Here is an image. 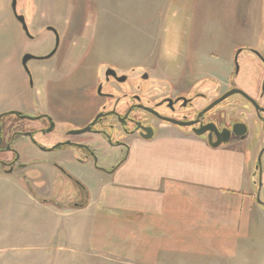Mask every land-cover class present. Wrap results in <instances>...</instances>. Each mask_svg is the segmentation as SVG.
<instances>
[{
  "label": "rangeland",
  "instance_id": "rangeland-1",
  "mask_svg": "<svg viewBox=\"0 0 264 264\" xmlns=\"http://www.w3.org/2000/svg\"><path fill=\"white\" fill-rule=\"evenodd\" d=\"M16 11L25 17L31 34L37 35L27 37L12 14L11 0H0V113H7L3 120L20 124L26 119L11 111L29 116L44 109L54 116L74 118L89 114L90 93L83 91L96 84L100 65L123 72L141 67L149 77L160 82L171 78L180 87L206 77L225 87L237 47L253 46L264 55V0H17ZM47 26L57 29L59 46L49 59L28 61L30 85L20 59L24 53L39 55L53 48L54 35ZM150 43L153 52L144 55ZM247 52L239 54L236 82L255 96L264 67L253 56L243 61ZM42 87L50 92L48 101ZM230 103L238 104L232 115L239 108L243 117L253 112L235 95L216 108ZM253 126L255 136L241 144L247 158L257 160L260 155L264 173V151L257 142L262 128L255 120ZM16 138L21 160L32 157L37 164L33 172L19 174L0 168V264H264V232L260 241L248 243L245 256L232 260L174 254L158 263H142L116 256L111 247L115 227H98L88 208L76 210L72 202L61 208L63 203L57 202L85 197L71 179L93 192L113 180L111 173L64 154L35 151L26 137ZM256 178L250 187L264 202V180L258 187Z\"/></svg>",
  "mask_w": 264,
  "mask_h": 264
},
{
  "label": "crops",
  "instance_id": "crops-1",
  "mask_svg": "<svg viewBox=\"0 0 264 264\" xmlns=\"http://www.w3.org/2000/svg\"><path fill=\"white\" fill-rule=\"evenodd\" d=\"M243 149L241 141L213 148L172 130L138 139L108 173L113 180L87 188L88 202L76 210L94 212L98 227H115L114 254L131 262L174 254L236 259L264 232V209L250 187L254 158Z\"/></svg>",
  "mask_w": 264,
  "mask_h": 264
},
{
  "label": "flooded vegetation",
  "instance_id": "flooded-vegetation-1",
  "mask_svg": "<svg viewBox=\"0 0 264 264\" xmlns=\"http://www.w3.org/2000/svg\"><path fill=\"white\" fill-rule=\"evenodd\" d=\"M244 47L249 50L246 56L243 57V61L253 56L264 67V55L257 52L258 49L253 46L240 45L232 53L231 71L228 74L225 87H222L212 77H206L190 85L183 84L181 87L170 80H165L164 84L160 85L155 80L143 79L142 74L133 77L127 76L123 82H118L111 74L107 76L106 69H104L100 75L96 74L97 82L92 88H84L83 94L90 93L86 102L88 103L89 114L86 116L83 113L79 114L83 115L84 118L83 116L79 118L65 117L64 115L68 114L61 113L54 116L44 109L38 110L29 116L23 115L21 112L16 114L17 111H11V114L26 119V122L20 124L13 120H3L7 113L1 112L0 168L8 174L23 173V170L33 172L36 168L37 163L35 160L37 159L29 157L33 160L29 163L27 161L29 158H25V161L21 160L15 147L19 141L16 137H26L28 139L26 144L31 142L30 145L35 151L58 153L62 156L64 154L78 163H92L94 156L98 157V151L100 153L107 151L110 155L120 153H126L127 155L131 145L137 142L138 139L152 140L160 133L171 130L178 131L183 135L192 134L196 136L195 132L208 129L202 136L206 139L211 135V138L215 140L217 131L231 129L235 123H245L247 132L242 138L245 140L255 136L254 120L258 121L262 128L258 132L257 138V142L261 143L262 153L264 151V87H262L264 75L257 95L252 96L246 92L257 103V107L240 93L230 95L221 101H227L234 95L239 96L253 109L248 117L241 116L243 113L241 108L237 109L236 115L234 113L232 115L231 110L238 107L236 106L238 104L232 105V103L227 104L228 106L225 105L226 107L216 108L218 103L203 112L206 107L231 88L241 89L236 82L241 63L239 56L235 60V53L238 49ZM236 63L238 64L237 72H235ZM107 66L113 68L117 76L123 73L115 66L108 64ZM85 90H88L87 93ZM42 91L48 101L50 92L47 87H42ZM59 105L61 104L59 103ZM226 109H229V111L227 112ZM58 110L63 113L60 106ZM80 119H82L81 122ZM95 119V123L92 124ZM75 120L79 121L76 122ZM87 126H89V132L84 134L75 135L71 132ZM148 134H152V136L148 139L143 138L144 135ZM67 141L72 144H65ZM56 145L59 146L55 147ZM53 163L57 165L55 162ZM254 163H257L255 158ZM261 177V180H264L263 170ZM68 178L71 179L69 176ZM71 180L79 186L75 179ZM82 192L84 193V191ZM57 202L68 205L76 201L59 199Z\"/></svg>",
  "mask_w": 264,
  "mask_h": 264
},
{
  "label": "water",
  "instance_id": "water-1",
  "mask_svg": "<svg viewBox=\"0 0 264 264\" xmlns=\"http://www.w3.org/2000/svg\"><path fill=\"white\" fill-rule=\"evenodd\" d=\"M16 3H17V0H11V11H12V14L14 15L15 19L17 20V22L20 24V26H21L23 32L25 33V35L27 37L33 39L37 35L31 34V32L29 31L28 25H27V23L25 21V17L23 15H19L17 13V11H16ZM46 30L53 32V35H54V46H53V48L49 52H45L44 54H39V55H33V54H30V53H24L22 55L21 59H20L21 66L23 67V69L25 70V72L28 75V79H29L30 85H32L33 79H32V75H31V72H30L29 67H28V61H30V60H45V59H49V58L53 57L56 54V51H57L58 46H59V35H58L57 29L55 27H52V26H47L46 27ZM176 48L178 49V47H176ZM243 50L248 51L249 49H247V48L238 49L236 51V53H235V60H237V57L239 56V54ZM257 52H260V51L257 50ZM104 69H106V75L107 76L111 74L113 77H115L117 79L118 82H123L126 79L127 76H131L132 77V75L134 73H136V75L142 74L141 77L143 79L155 80L160 85L164 84V82H165V81L160 82L159 80L155 79L154 77H149L148 72L145 71L141 67H134V68L130 69L128 72H123V73L120 72V71H118L119 73H122V74L120 76H117V74L113 70V68H111V67H109L107 65H101L99 67V70H98V75H100V73ZM237 71H238V64L236 63V70H235V72H237ZM142 78H141V80H142ZM167 80H170V81L174 82L173 79H171V78L166 79V81ZM204 82H205V80H204ZM262 87H264V83H263ZM236 93H240L245 98L249 99L251 101V103L255 105V107L258 106L257 103L245 91H243V90H241L239 88H231L230 90H228L227 92H225L222 96H220L215 101H213L208 107H206L203 110V112L209 110L212 106L220 103L222 100H224L228 96L233 95V94H236ZM16 114H20V112H16ZM95 121H96V119L92 122V124L95 123ZM179 124H181V123H179ZM206 130H208V129H204L203 131L200 130L198 132H195V135L198 136V137H201V138L205 139V137L202 136V135H203V133ZM71 132L74 133L75 135H79V134L81 135V134H84L86 132H89V126H87L85 128L75 129V130H72ZM246 132H247V129H246L245 123H235L232 126L231 129H223L220 132L217 131V137H216L215 140H213L211 138V135L210 134H209L210 136H208L205 140L210 145V147L216 148V147H219L221 145H227V144H230V143H233V142H240L241 140H243L242 138H244ZM232 135L234 136L233 138H232ZM151 136H152V134H148V135H144L143 138L148 139ZM76 139H77V136H76ZM65 144H72V143L69 142V141H67V142H65ZM58 146L59 145H56L55 147H58ZM123 154L126 156V153H120V154L110 155L107 151H105L103 153H100L98 151V157L97 156H94L92 163L95 166H97L100 170H102L104 172H107V173H111L124 160L123 159L124 157H122ZM106 157L108 159H106ZM261 173H262V167H261V164H260V155H258V157H257V163H254V166H253V168L251 170V174H250V179H251L250 181H251V183L253 182V184L256 183V181H255L256 175L258 176V178H256L258 180V183H259V186L258 187H260L261 181H262L261 180V178H262L261 177ZM79 187H80V189H82V191H84L85 197L81 201H78V202L73 203V206H72L73 208H82V207L85 206V203L87 201V191H86V189L83 187V185H80V184H79ZM254 200H255L256 204L259 207H261L262 209H264V202H262L259 199L258 192L257 193L254 192ZM60 207L61 208H66V207H70V206L64 205V207H63L60 204Z\"/></svg>",
  "mask_w": 264,
  "mask_h": 264
}]
</instances>
